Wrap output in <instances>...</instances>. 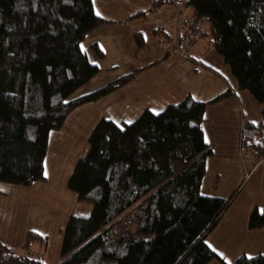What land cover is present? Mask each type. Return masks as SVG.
I'll return each mask as SVG.
<instances>
[{
	"label": "trees",
	"instance_id": "obj_1",
	"mask_svg": "<svg viewBox=\"0 0 264 264\" xmlns=\"http://www.w3.org/2000/svg\"><path fill=\"white\" fill-rule=\"evenodd\" d=\"M166 2L155 0L149 11ZM178 2L195 21L207 22L203 35L209 34L238 88L259 103L260 121L242 124L241 149L244 156H264L258 140L264 134V0ZM110 22L95 13L92 0H0L1 182L30 186L45 180L50 133L75 108L114 92L140 71L70 98L99 72L94 61L104 54L97 45L82 49V41ZM176 28L153 33L171 42ZM135 38L144 45L141 33ZM207 104L189 94L159 114L144 110L132 124L98 122L68 180L78 202L63 231L58 264H229L206 241L237 194L202 190L213 154L203 129ZM248 225L264 227V209L256 207ZM34 244L45 252L48 237L29 230L20 251L0 241V264H50L32 253ZM234 264H264V253L241 254Z\"/></svg>",
	"mask_w": 264,
	"mask_h": 264
},
{
	"label": "crops",
	"instance_id": "obj_2",
	"mask_svg": "<svg viewBox=\"0 0 264 264\" xmlns=\"http://www.w3.org/2000/svg\"><path fill=\"white\" fill-rule=\"evenodd\" d=\"M154 1L94 0L95 13L99 10L100 16L111 22L89 32L81 47L87 50L97 45L104 54L94 61L99 72L70 98L140 71L114 92L75 108L63 126L50 133L45 180L30 186L0 181V241L5 245L20 251L27 231L38 232L48 237L47 249L42 252L40 245L34 244L32 253L50 264H58L63 231L78 202L68 180L76 162L88 150L89 137L98 122L103 118L119 124L133 121L146 109L160 112L191 94L208 102L203 129L213 148L207 162L210 161L209 171L213 169L214 175L210 171L211 176L204 178L202 190L224 197L227 188L229 193L237 190L231 205L211 231L215 233L212 242L207 243L231 264L241 254L264 253V227L251 229L248 225L251 212L256 207L264 209V161L253 170V154L247 152L244 156L241 149L242 124L246 120L260 121L259 103L249 91L238 88L223 56L204 37L192 45L188 59L177 44L185 29L174 30L173 41L160 42L154 29L173 28L179 15L188 16L190 11L178 0H166L158 11H149ZM144 11L145 15L129 19ZM136 33L143 35L144 45H138ZM228 91L232 94L217 99ZM215 263L223 264L219 260Z\"/></svg>",
	"mask_w": 264,
	"mask_h": 264
},
{
	"label": "built area",
	"instance_id": "obj_3",
	"mask_svg": "<svg viewBox=\"0 0 264 264\" xmlns=\"http://www.w3.org/2000/svg\"><path fill=\"white\" fill-rule=\"evenodd\" d=\"M185 18L180 16L179 22L184 23ZM187 24L190 26V32L191 35L188 36L187 38L185 37V39L183 40H178L181 41L179 43V49L182 52V55L184 58H187L188 55V49L190 48V46L192 45L193 41L198 40L200 38H202L203 33H204V29L202 27V24H200L199 22H194L192 20L189 19V21H187ZM181 47L183 49H181ZM187 52V53H186ZM258 140L263 142L264 141V134L260 135L258 137ZM253 160H254V166H253V170L257 168V166L262 163L264 161V156L261 155L259 152H256L255 154H253Z\"/></svg>",
	"mask_w": 264,
	"mask_h": 264
},
{
	"label": "rangeland",
	"instance_id": "obj_4",
	"mask_svg": "<svg viewBox=\"0 0 264 264\" xmlns=\"http://www.w3.org/2000/svg\"><path fill=\"white\" fill-rule=\"evenodd\" d=\"M181 17H183V15H181ZM179 19H180V15H179V17L177 18V21H176V24L174 25L175 27H177V29L176 30H178L179 29V26H180V28H182V29H185V37L187 38L188 36H190L191 35V32H190V26L187 24V21H189V19L190 20H192V21H194V22H199L200 24H202V27H203V29H204V27H206V23L207 22H205L204 20H200V21H195L193 18H191V16H190V14L188 15V16H186V18H185V21H184V23H182V22H179ZM206 32H209V26L207 25V27H206ZM203 37H204V39L206 40V41H209V39H210V37H209V34H206V35H203L202 36V38H200V39H198V40H201V39H203ZM180 38V37H179ZM179 40V39H178ZM198 40H195V41H193V43H192V45L193 44H195ZM181 41H179V42H177V44H179ZM192 45L190 46V48L188 49V53H187V55H188V57L186 58V59H188V58H190V50H191V48H192ZM181 49H183L182 47H181ZM182 53V52H181ZM218 54V53H217ZM209 159V158H208ZM209 162L210 161H208L207 162V172H206V176L207 175H209V174H213L214 175V171H213V169L212 170H210L211 171V173H209L210 171H209V167H208V164H209ZM77 163V162H76ZM76 165V164H75ZM75 167V166H74ZM74 169V168H73ZM205 176V177H206ZM211 175H209V177H210ZM249 184H251V182L249 183ZM244 185V183L242 184V186ZM226 196L225 197H228V196H230L231 195V193H229V191H228V188H227V191L226 192H223ZM239 200H241V199H239ZM217 230V229H216ZM216 230H215V232H216ZM212 233V232H211ZM210 233V237H208L207 239H206V241L209 243V242H212V239H213V237L215 236V233L213 234H211ZM216 262V260H214L213 261V263L211 262L210 264H216L215 263ZM218 262V261H217Z\"/></svg>",
	"mask_w": 264,
	"mask_h": 264
},
{
	"label": "snow or ice",
	"instance_id": "obj_5",
	"mask_svg": "<svg viewBox=\"0 0 264 264\" xmlns=\"http://www.w3.org/2000/svg\"><path fill=\"white\" fill-rule=\"evenodd\" d=\"M93 2H94V0H93ZM97 15H100V12H99V10H97ZM152 111H153L154 113H157V114H159V113L157 112V110H156V109H152ZM128 123H129V124H132V123H133V121L129 120V121H128ZM220 255H221V256H224V253H223V252H221V253H220ZM250 258H251V257H250ZM225 259H227V257H225ZM229 264H231V261H229Z\"/></svg>",
	"mask_w": 264,
	"mask_h": 264
}]
</instances>
